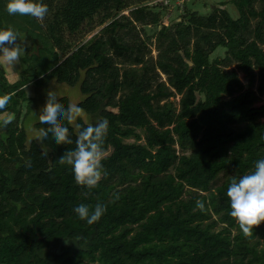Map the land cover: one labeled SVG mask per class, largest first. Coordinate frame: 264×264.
<instances>
[{
    "label": "trees",
    "instance_id": "16d2710c",
    "mask_svg": "<svg viewBox=\"0 0 264 264\" xmlns=\"http://www.w3.org/2000/svg\"><path fill=\"white\" fill-rule=\"evenodd\" d=\"M148 1L43 0L38 21L0 0L23 50L16 81L0 66V264H264V221L245 237L225 195L264 157V0H230L236 17L227 2L205 14L185 2L168 23L170 5ZM50 79L79 82V106L108 121L93 189L58 162L73 125L61 121L71 144L27 145L24 86ZM97 202L91 225L72 211Z\"/></svg>",
    "mask_w": 264,
    "mask_h": 264
},
{
    "label": "clouds",
    "instance_id": "9594fccd",
    "mask_svg": "<svg viewBox=\"0 0 264 264\" xmlns=\"http://www.w3.org/2000/svg\"><path fill=\"white\" fill-rule=\"evenodd\" d=\"M4 11L9 15H28L36 20H42L48 9L43 0H6ZM18 33L11 27L0 28V61L15 64L20 56L21 48L18 45ZM59 91L50 90L41 114L39 123L47 125L41 127L35 137H51L57 144H71L73 140L69 136V128L62 124L66 121L73 125L76 131L75 147L66 150L58 157L61 165L70 166L72 178L78 186L93 189L101 179V161L104 156L103 144L108 130L107 119H97L96 122L81 126L76 122L82 118V108L74 103L67 107L58 103ZM6 102V98L0 100V106ZM226 197L228 198V215L234 218L241 233L247 237L253 231V226L264 221V157L254 162L253 169L247 174L233 178L227 185ZM111 199L118 200L119 194L112 193ZM197 207H202L200 201ZM76 217L91 225L98 221L105 211V204L97 202L94 206L85 203L77 204L72 210Z\"/></svg>",
    "mask_w": 264,
    "mask_h": 264
},
{
    "label": "rangeland",
    "instance_id": "374dc122",
    "mask_svg": "<svg viewBox=\"0 0 264 264\" xmlns=\"http://www.w3.org/2000/svg\"><path fill=\"white\" fill-rule=\"evenodd\" d=\"M154 1V0H151ZM151 1H148L147 3H150ZM188 5L192 7L194 10H197L199 13H208L212 10L215 6H220L222 2H227L224 6L228 9L230 14L233 17L238 16V11L236 7L229 3L230 0H187ZM186 2V0H180V3H177V0H174L170 6H168V10H166V14H164V22L168 23L169 21H174L183 10V4ZM187 3V2H186ZM177 4V5H176ZM124 12H127L126 10ZM100 29V26H96L93 31L89 32L85 36V40L90 38L93 34H95ZM150 31L154 30V28H149ZM225 51L224 46H219L211 55V59L218 55H223ZM155 54V50L153 51ZM23 55V50H21L19 59ZM51 56L46 58L47 60H50ZM18 59V61H19ZM52 60V59H51ZM2 66H5V71H8L7 74L9 77L12 75V70L15 67L16 63L11 65L8 63H5L3 61H0ZM12 69V70H10ZM50 90H57L59 91V94L61 96H66L69 100V103H74L79 106V101L84 99L85 94L80 89V83L77 82L73 85L67 84L64 82H59L55 79H50L46 83L39 85L38 87H35L34 84L31 83V86L28 85L27 89L25 90V94L27 96V99H25L22 103V109H21V126L25 130L27 134V145L30 144V142L35 141L42 145V139L40 138L37 140L35 137L38 134V129L34 126L35 122L39 120V112L40 108L45 105L46 99H47V93ZM176 100L179 99V95H177ZM264 103L259 102L258 104ZM13 114L10 115L12 117ZM82 119L86 122L92 123L93 118L90 113L85 111L82 108ZM255 120L264 119V115H256L254 117ZM111 149L108 150L109 153ZM104 153V154H106ZM221 182V181H220Z\"/></svg>",
    "mask_w": 264,
    "mask_h": 264
},
{
    "label": "crops",
    "instance_id": "0c3cea01",
    "mask_svg": "<svg viewBox=\"0 0 264 264\" xmlns=\"http://www.w3.org/2000/svg\"><path fill=\"white\" fill-rule=\"evenodd\" d=\"M186 2H188V1L186 0ZM0 66L4 69V71L6 70V69H5V66H2L1 63H0ZM22 68H23V63H22V60H21V58H20L19 61H17V63H16V65H15V67L13 68V70L10 69V70H12V74H11L12 76H11V77H9V75L7 74L8 71H5V73H6L7 77H8V79H9L11 82L16 81V80L19 78L20 71L22 70ZM28 85L31 86V83L25 85V86H24V90L27 89ZM3 115H4V114H3ZM3 115H1L0 117H2ZM9 116H10V115H9ZM12 117H13V116H12ZM12 117H9V118H12Z\"/></svg>",
    "mask_w": 264,
    "mask_h": 264
},
{
    "label": "built area",
    "instance_id": "2783aa9c",
    "mask_svg": "<svg viewBox=\"0 0 264 264\" xmlns=\"http://www.w3.org/2000/svg\"><path fill=\"white\" fill-rule=\"evenodd\" d=\"M174 0H154L150 3L162 2L165 5H171ZM177 3H180V0H177Z\"/></svg>",
    "mask_w": 264,
    "mask_h": 264
}]
</instances>
